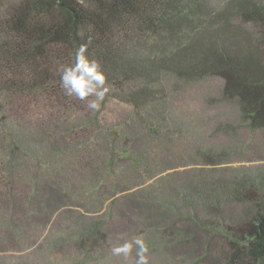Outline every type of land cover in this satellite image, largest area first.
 <instances>
[{
	"label": "trees",
	"instance_id": "obj_1",
	"mask_svg": "<svg viewBox=\"0 0 264 264\" xmlns=\"http://www.w3.org/2000/svg\"><path fill=\"white\" fill-rule=\"evenodd\" d=\"M89 39L107 96L130 109L116 124L59 84L58 68ZM181 99L216 119L210 140L264 131V0H0V264L21 248L27 262L84 264L134 237L177 264L179 245L196 238V201L219 218L247 207L231 208V259L264 264V202L245 199L242 181L199 176L179 188L162 172L122 190L176 162ZM216 105L230 111L210 115ZM228 113L237 125L217 122ZM213 145L197 156L216 166ZM209 237L206 255L219 240Z\"/></svg>",
	"mask_w": 264,
	"mask_h": 264
},
{
	"label": "rangeland",
	"instance_id": "obj_2",
	"mask_svg": "<svg viewBox=\"0 0 264 264\" xmlns=\"http://www.w3.org/2000/svg\"><path fill=\"white\" fill-rule=\"evenodd\" d=\"M216 84L217 83H210V85H208L210 89H207L214 90ZM207 89L205 88L202 91L199 87V95L207 93ZM196 91L197 89L194 88L193 93ZM196 99H199V97L194 100ZM199 103L200 102L197 103V111H193L194 113H192L190 109H186L187 103L183 99L179 101V127H171V130L169 129L171 132L179 131V134H175L174 137L170 136L174 140H177V137L179 139V145L176 146L174 150L178 152L176 155V162L163 164L152 172L144 173L143 178H139L136 181L132 180L128 187H126V185L121 186L122 190L132 187L135 188V186L143 187L152 184L155 182V179L153 178H158L156 176H159L162 172H164L163 175H174L169 178V183H172L174 186L179 185V188L185 187L195 177L215 176L228 182L233 180L242 181V183L246 185L243 189L240 188V191L245 199H251L258 202V204L264 202V131L253 133L246 129L239 128L231 136H226L225 133H220L210 140L208 139L210 136L209 134L212 126L216 123L214 121L216 119H212L210 123H208L210 117L208 120L206 118L199 120L196 116L202 108V103L201 105ZM194 104H196V101L192 103L191 106ZM185 110H189L190 112H186ZM211 110L210 115L213 113L218 114L226 110L230 111L228 107L220 105L214 106ZM92 113H98L100 124L108 125V123L116 124L118 121L124 120V118L130 113V109L124 103L106 95L105 99L101 102L100 109L93 111ZM191 113L192 115L189 117V114ZM74 122L75 120H70L71 124ZM217 122L234 126L238 124V118H236L235 115L228 113L226 117L223 115L220 120L217 119ZM191 124L192 126H196L194 134L190 130ZM191 133L193 136L190 135ZM202 142L207 143L210 146L214 144L212 149L215 156L219 157L216 166L209 165L207 161L203 160V158L201 159L200 156H197V151L201 149L200 145ZM39 170L43 172L44 168L39 167ZM82 183L83 182L78 183L77 186H86L85 183ZM122 190H118L117 193L119 196L121 195ZM103 193L104 192H99V195H97L106 199L108 198L110 191L104 193L105 195ZM191 204L194 210L192 209L188 213L197 223V230L191 233V238L194 235L196 238L192 239L190 242L186 241L184 245H179V254H176V256L179 255V263L177 264H242V262L236 260L232 261L231 259V254L234 251L231 250V238L227 232L232 228L231 218L235 217L231 208H236L237 211L240 209L245 211L247 207L244 205L231 206L230 210H227L226 213L219 218L215 216L214 213L209 212L204 204L197 201ZM187 210V207L182 206V212L186 214ZM212 234L218 235L219 240L214 247L213 253L211 255H206L204 244L210 242L211 237L209 236H212ZM199 237L202 239H199ZM20 250L24 249H14L3 253L1 262L3 264H35L36 261H33L34 263H32L24 260V256H28L27 258H29L30 251L20 252ZM134 255L135 253L133 251L130 256L125 258L122 255H113L111 250V253H98L91 259V261H86L84 264H135L136 258H134ZM148 256L149 264H172L170 256H167V254H164L162 251L159 254L156 251L150 252L148 253ZM37 264H40V261ZM50 264L55 263L51 262ZM63 264L71 263L69 261H64Z\"/></svg>",
	"mask_w": 264,
	"mask_h": 264
},
{
	"label": "clouds",
	"instance_id": "obj_3",
	"mask_svg": "<svg viewBox=\"0 0 264 264\" xmlns=\"http://www.w3.org/2000/svg\"><path fill=\"white\" fill-rule=\"evenodd\" d=\"M91 43L80 44L74 54V60L58 68L59 84L67 97L84 101L93 111L100 109L101 102L109 92L106 86V74L101 64L88 54ZM135 248V264H149V248L142 237H134L130 241L118 244L112 248V254L127 258Z\"/></svg>",
	"mask_w": 264,
	"mask_h": 264
}]
</instances>
